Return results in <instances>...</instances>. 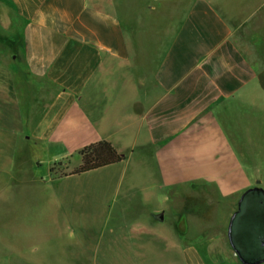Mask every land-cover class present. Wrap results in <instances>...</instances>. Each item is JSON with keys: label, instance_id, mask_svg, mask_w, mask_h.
<instances>
[{"label": "crops", "instance_id": "obj_1", "mask_svg": "<svg viewBox=\"0 0 264 264\" xmlns=\"http://www.w3.org/2000/svg\"><path fill=\"white\" fill-rule=\"evenodd\" d=\"M145 11L167 22L155 41L133 25ZM0 27L14 77L0 113L25 103L27 141L79 153L105 140L125 160L103 169L133 162L142 197L197 215L226 205L219 239L187 246L189 262L241 264L227 227L242 194L264 189V0H0Z\"/></svg>", "mask_w": 264, "mask_h": 264}, {"label": "rangeland", "instance_id": "obj_2", "mask_svg": "<svg viewBox=\"0 0 264 264\" xmlns=\"http://www.w3.org/2000/svg\"><path fill=\"white\" fill-rule=\"evenodd\" d=\"M148 14L133 24L145 33L144 42L166 31L167 22L161 17L150 21ZM169 15L174 17V10ZM7 31L0 27L2 45H10L3 35ZM8 71H0L4 85L14 80ZM24 106L16 104L11 116L13 108L4 105L0 113V264H191L187 246L200 252L207 237L219 239L226 205L197 215L194 209L201 206L163 192L142 197L133 162L126 168L63 175L81 165L80 154L27 141L31 126ZM158 212L164 213V222L153 220ZM214 258L202 255V264Z\"/></svg>", "mask_w": 264, "mask_h": 264}, {"label": "water", "instance_id": "obj_3", "mask_svg": "<svg viewBox=\"0 0 264 264\" xmlns=\"http://www.w3.org/2000/svg\"><path fill=\"white\" fill-rule=\"evenodd\" d=\"M257 186L240 197L227 227L229 245L241 264H264V189ZM159 221L164 215H158Z\"/></svg>", "mask_w": 264, "mask_h": 264}, {"label": "trees", "instance_id": "obj_4", "mask_svg": "<svg viewBox=\"0 0 264 264\" xmlns=\"http://www.w3.org/2000/svg\"><path fill=\"white\" fill-rule=\"evenodd\" d=\"M79 154L82 161L81 165L72 172L63 175L84 174L119 164L125 160V156L120 154L110 142L105 140L86 146Z\"/></svg>", "mask_w": 264, "mask_h": 264}]
</instances>
